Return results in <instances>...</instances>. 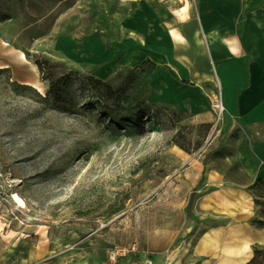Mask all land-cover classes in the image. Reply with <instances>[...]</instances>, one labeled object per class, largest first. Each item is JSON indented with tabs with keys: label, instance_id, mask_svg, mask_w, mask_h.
Returning a JSON list of instances; mask_svg holds the SVG:
<instances>
[{
	"label": "rangeland",
	"instance_id": "obj_1",
	"mask_svg": "<svg viewBox=\"0 0 264 264\" xmlns=\"http://www.w3.org/2000/svg\"><path fill=\"white\" fill-rule=\"evenodd\" d=\"M140 1L0 0V264H221L229 248L232 264L255 249L264 264L258 177L240 165L243 127L227 134L220 92L205 122L151 102L148 64L108 68ZM48 74L69 77L62 102L47 95ZM88 78L121 99L101 98Z\"/></svg>",
	"mask_w": 264,
	"mask_h": 264
},
{
	"label": "crops",
	"instance_id": "obj_2",
	"mask_svg": "<svg viewBox=\"0 0 264 264\" xmlns=\"http://www.w3.org/2000/svg\"><path fill=\"white\" fill-rule=\"evenodd\" d=\"M140 2L109 70L149 61L151 102L205 122L213 120L207 96L219 91L227 134L243 127L233 141L241 167L264 180V0Z\"/></svg>",
	"mask_w": 264,
	"mask_h": 264
},
{
	"label": "trees",
	"instance_id": "obj_3",
	"mask_svg": "<svg viewBox=\"0 0 264 264\" xmlns=\"http://www.w3.org/2000/svg\"><path fill=\"white\" fill-rule=\"evenodd\" d=\"M39 70L42 71V64L40 62H35ZM46 64V63H45ZM145 64H150L149 61H144L140 65L136 66L135 68H142ZM46 80L48 81V91L47 95L52 97V99L55 102H62V86H65L69 80V77L67 75L62 76L58 80H54L51 74H48L46 77ZM87 81H89V85L92 86V89L95 90L97 95H99L101 98L105 100H112V101H119L121 99V93L122 91L114 90L111 86H109L106 82L95 79V78H88ZM180 148L186 150L183 145H178ZM263 183V180L258 178L257 182L249 187V189L252 191L253 198H254V207L255 211L258 215V218H256L253 221V224L256 225L259 229H264V194L256 193L255 190L258 188V184ZM262 253L259 251V249H255L253 252L252 258L249 260L247 264H263L262 261L259 260Z\"/></svg>",
	"mask_w": 264,
	"mask_h": 264
},
{
	"label": "built area",
	"instance_id": "obj_4",
	"mask_svg": "<svg viewBox=\"0 0 264 264\" xmlns=\"http://www.w3.org/2000/svg\"><path fill=\"white\" fill-rule=\"evenodd\" d=\"M216 101H217V104L215 105L216 115L218 118H220L221 114L224 111V107L221 101H218V100ZM136 251L137 249L134 245L128 246V247H120V248L115 247L108 252V260L110 263H115L119 257H125V256L135 254Z\"/></svg>",
	"mask_w": 264,
	"mask_h": 264
},
{
	"label": "bare ground",
	"instance_id": "obj_5",
	"mask_svg": "<svg viewBox=\"0 0 264 264\" xmlns=\"http://www.w3.org/2000/svg\"><path fill=\"white\" fill-rule=\"evenodd\" d=\"M21 58L25 61V56L23 53L20 54ZM27 85L35 88L36 90H38L40 93H42V89L34 83H26ZM12 200L19 206V207H24V201L17 195V194H13L12 196ZM252 241V239H246L244 241V243L242 244V248L244 251H248L250 248V242ZM224 258L223 261L221 262V264H232V261L228 258L229 255H231L233 252L232 250L227 249L224 251Z\"/></svg>",
	"mask_w": 264,
	"mask_h": 264
}]
</instances>
